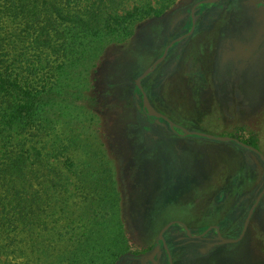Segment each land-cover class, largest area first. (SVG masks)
I'll return each mask as SVG.
<instances>
[{
	"label": "rangeland",
	"instance_id": "obj_1",
	"mask_svg": "<svg viewBox=\"0 0 264 264\" xmlns=\"http://www.w3.org/2000/svg\"><path fill=\"white\" fill-rule=\"evenodd\" d=\"M145 4L157 14L109 42L86 81L87 103L97 98L89 140L111 162L127 238L117 264H264V196L252 209L264 192V0L117 5ZM144 107L162 120L149 121ZM67 189L56 195L59 226L82 205ZM170 222L186 230L171 226L156 244Z\"/></svg>",
	"mask_w": 264,
	"mask_h": 264
},
{
	"label": "trees",
	"instance_id": "obj_2",
	"mask_svg": "<svg viewBox=\"0 0 264 264\" xmlns=\"http://www.w3.org/2000/svg\"><path fill=\"white\" fill-rule=\"evenodd\" d=\"M121 1L0 0V264H117L127 249L111 162L89 140L86 85L105 46L158 12L120 13ZM73 149L80 159L56 163ZM59 186L82 204L62 226Z\"/></svg>",
	"mask_w": 264,
	"mask_h": 264
},
{
	"label": "flooded vegetation",
	"instance_id": "obj_3",
	"mask_svg": "<svg viewBox=\"0 0 264 264\" xmlns=\"http://www.w3.org/2000/svg\"><path fill=\"white\" fill-rule=\"evenodd\" d=\"M212 1H205V2H203V3H198V4H196L193 8H194V10H195V8L196 7H198V6H203V7H208L209 5L211 6L212 4ZM192 13H193V10H192ZM182 40V37L181 38H178L177 40H175V41H173L172 43H170L169 45H168V47H167V49L165 50V53H164V55L166 54V52L168 51V49H170L172 46H173V44L174 43H176V42H179V41H181ZM164 56H162V58H163ZM162 58H161V61H162ZM156 65V64H155ZM141 79V78H140ZM140 79L138 80L139 82H140ZM137 81V82H138ZM139 82H138V84L136 83V85H137V87L138 88H140V85H139ZM144 111L146 112V114H147V116L148 115H150V116H154V117H157V118H159V120L158 121H160V120H162V117H159L158 115H153V114H151V113H149L147 110H146V108L144 107ZM149 120V119H148ZM149 121H151V120H149ZM158 121H153L152 120V122H158ZM173 130L175 131V133L176 134H178V135H182L181 133H179L178 131H177V129L175 128V127H173ZM228 140V139H227ZM227 140H221V141H227ZM239 144L240 145H242L243 147H245V148H249L250 150H251V148L248 146V145H246V144H243V143H240L239 142ZM262 196H264V192H262L260 195H259V197L257 198V200H256V202H255V205L253 206V208L252 209H254V207L257 205V203L260 201V199H261V197ZM252 212H253V210H250V212H249V215L247 216V218H246V221H245V223H244V226H243V229H242V233H241V235H240V238L244 235V233H245V231H246V228H247V225H248V223H249V220H250V217H251V214H252ZM171 226H178L179 228H181V229H183V230H186V226L182 223V222H170V223H168L167 225H166V227L163 229V231L162 232H160V234L158 235V238L156 239V244L158 243V244H160V243H163V239H162V234L164 233V231L166 230V229H168L169 227H171ZM205 231V230H204ZM203 231V232H204ZM214 231L217 233L218 231H217V229H214ZM239 238V239H240ZM154 250L155 249H157V248H155V246H154V248H153ZM152 264H156V263H154V262H151ZM151 263H149L148 262V260H143V261H141V264H151Z\"/></svg>",
	"mask_w": 264,
	"mask_h": 264
},
{
	"label": "water",
	"instance_id": "obj_4",
	"mask_svg": "<svg viewBox=\"0 0 264 264\" xmlns=\"http://www.w3.org/2000/svg\"><path fill=\"white\" fill-rule=\"evenodd\" d=\"M145 75V74H144ZM139 82V81H138ZM137 82V84H138ZM204 136H208V135H204ZM210 137V136H209ZM220 140H227L226 138H219Z\"/></svg>",
	"mask_w": 264,
	"mask_h": 264
}]
</instances>
